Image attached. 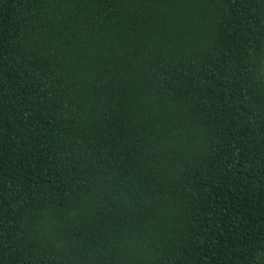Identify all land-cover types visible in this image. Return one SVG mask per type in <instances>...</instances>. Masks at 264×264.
Segmentation results:
<instances>
[{
	"label": "trees",
	"instance_id": "obj_1",
	"mask_svg": "<svg viewBox=\"0 0 264 264\" xmlns=\"http://www.w3.org/2000/svg\"><path fill=\"white\" fill-rule=\"evenodd\" d=\"M0 264H264V0H0Z\"/></svg>",
	"mask_w": 264,
	"mask_h": 264
}]
</instances>
